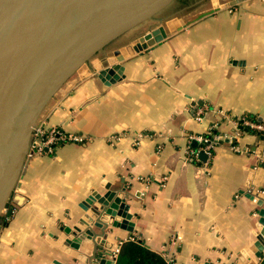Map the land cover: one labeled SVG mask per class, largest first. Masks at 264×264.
I'll return each instance as SVG.
<instances>
[{"label":"crops","instance_id":"0c3cea01","mask_svg":"<svg viewBox=\"0 0 264 264\" xmlns=\"http://www.w3.org/2000/svg\"><path fill=\"white\" fill-rule=\"evenodd\" d=\"M183 1L170 5H186L181 14L164 17L169 6L142 25L168 32L193 21L127 57L120 80L98 79L111 57L101 52L46 104L39 128L85 142L28 155L0 228V264H86L85 253L70 255L65 230L116 198L132 232L110 227L113 219L100 211L107 227L96 239L106 254L99 264H110L130 240L170 264H259L264 140L239 131L242 153L224 140L235 134L234 119L250 115L264 124V0ZM208 132L223 138L209 158L188 139ZM99 226L90 228L97 234Z\"/></svg>","mask_w":264,"mask_h":264},{"label":"water","instance_id":"95a60500","mask_svg":"<svg viewBox=\"0 0 264 264\" xmlns=\"http://www.w3.org/2000/svg\"><path fill=\"white\" fill-rule=\"evenodd\" d=\"M176 1L0 0V218L12 212L9 201L46 104L71 76L86 72L87 64L101 52L110 50L111 57L103 60L98 79L106 84L120 80L121 63L127 57L153 48L193 20H180L168 32L157 26L122 48L112 50V44ZM199 156L202 161L206 158ZM118 208L116 198L85 217L80 227L65 230L64 244L75 251L70 255L79 258L78 252L85 253L86 264L104 260L103 242H96L107 227L97 217L100 211L113 219L110 227L132 232V224L118 217ZM94 223L101 225L97 234L90 228ZM256 246L263 250L259 243ZM263 256L257 254L260 260ZM110 264H115V258Z\"/></svg>","mask_w":264,"mask_h":264},{"label":"built area","instance_id":"2783aa9c","mask_svg":"<svg viewBox=\"0 0 264 264\" xmlns=\"http://www.w3.org/2000/svg\"><path fill=\"white\" fill-rule=\"evenodd\" d=\"M202 112L198 111L196 120H201L200 114ZM223 118L228 120L227 116H223ZM234 128H235V134L234 136H229L225 138V142L229 145L230 150H232L235 153H242V149L239 148V146L235 143L237 138L240 136L239 128L240 126L248 128L259 134V136L264 140V124L262 122L257 121H251L248 120L245 116L234 119L232 121ZM123 138L120 136H114L111 138L110 141H119ZM189 141H196L200 144V151L204 153L208 158L212 156V152L214 149L220 144V142L223 140V138L215 133L208 132L206 135L203 136H189ZM66 142L76 143V144H83L85 142V139L81 136H64L61 133H59L56 130H43L39 127H37L32 134V139L30 142V149L29 154H42L44 149H49L50 147L57 145V144H63ZM28 154V155H29ZM116 252L113 254V257L115 258ZM170 263V262H168Z\"/></svg>","mask_w":264,"mask_h":264},{"label":"trees","instance_id":"16d2710c","mask_svg":"<svg viewBox=\"0 0 264 264\" xmlns=\"http://www.w3.org/2000/svg\"><path fill=\"white\" fill-rule=\"evenodd\" d=\"M187 4V0L183 1ZM248 120L257 121L254 116L245 115ZM239 131L242 134H254L259 136L251 129L240 126ZM260 137V136H259ZM115 264H169L160 255L148 250L135 240H130L121 244L116 255ZM259 264H264V256Z\"/></svg>","mask_w":264,"mask_h":264},{"label":"rangeland","instance_id":"374dc122","mask_svg":"<svg viewBox=\"0 0 264 264\" xmlns=\"http://www.w3.org/2000/svg\"><path fill=\"white\" fill-rule=\"evenodd\" d=\"M188 1V3H189V5H195L196 3H198L199 1H201V0H187ZM184 6H186V5H184ZM184 6H182L181 8L183 9V7ZM181 8H180V5H178V3H175V4H173L172 6H170L166 11H165V13H164V17L166 16V15H168V16H171V15H174V14H181ZM154 22V21H153ZM153 22H151V23H153ZM150 23V24H151ZM148 24V23H147ZM147 24H144V25H140V27L138 26V27H136L135 29H133L132 31H134L133 32V37H138L139 35H142V34H144L146 31H148L151 27H149ZM154 24V23H153ZM150 26H152V25H150ZM131 31V32H132ZM13 194V193H12ZM0 222L1 223H4L5 222V216L4 215H2L1 216V218H0ZM170 264V263H169Z\"/></svg>","mask_w":264,"mask_h":264}]
</instances>
